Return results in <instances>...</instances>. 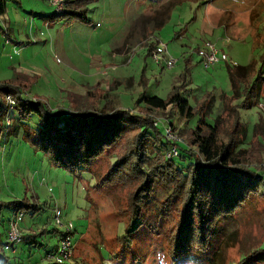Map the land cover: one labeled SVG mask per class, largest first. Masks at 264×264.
<instances>
[{
	"label": "rangeland",
	"instance_id": "rangeland-1",
	"mask_svg": "<svg viewBox=\"0 0 264 264\" xmlns=\"http://www.w3.org/2000/svg\"><path fill=\"white\" fill-rule=\"evenodd\" d=\"M63 1L60 13H66L59 15L49 0H5L0 15V83L29 80L23 96L40 98L50 108H118L150 117L161 133L171 127L180 144L195 151L189 130L196 126L197 114L187 121L173 106L145 108L141 101L143 94L166 98L178 86L193 108L200 101L209 102L203 119L219 128L217 142L225 141L231 128V150L245 167L264 175V89L249 106H242L241 93L243 83L253 79L261 54L264 0ZM73 11L84 12L89 21L78 20L70 14ZM202 39L221 49L228 61L204 69L193 52ZM152 40L166 46V54L175 59L171 67H158L146 56ZM231 66L241 67L237 71L242 80L230 79L226 67ZM181 74L185 82L179 80ZM11 107L1 119L0 202L24 200L38 206L36 212L22 214L18 231L21 236L34 234L41 245L20 240L6 253L17 262L37 259L50 264L43 253L56 243L57 231H65L53 223L58 209L61 223H71L68 264H264V196L246 197L232 218L217 227L204 251L173 259L170 228L155 218L157 203L152 200L124 234L127 192L137 181L121 182L106 192L94 187L95 177L87 172L78 176L55 167L23 138ZM36 122L32 116L31 125ZM109 160L100 157L93 173L102 174ZM163 196L155 188V197ZM11 215V209L0 206L3 224ZM3 238L1 234L0 242Z\"/></svg>",
	"mask_w": 264,
	"mask_h": 264
},
{
	"label": "trees",
	"instance_id": "trees-1",
	"mask_svg": "<svg viewBox=\"0 0 264 264\" xmlns=\"http://www.w3.org/2000/svg\"><path fill=\"white\" fill-rule=\"evenodd\" d=\"M4 11L5 0H0V15ZM65 13L63 11L59 15ZM70 14L83 22L89 21L85 18L84 12L73 11ZM157 43V40L148 43L146 56H151ZM159 65L162 66V63L157 64ZM240 68L226 67L232 81L242 80L243 77L237 71ZM141 72L143 73V70ZM184 73L186 74V71ZM184 77L185 75L181 74L179 80L185 82ZM25 82L17 85L0 83V133L1 119L4 118L8 107L7 103L3 105L2 102L4 96L9 95L13 100L11 106L16 113V120L23 127V138H27L33 146L42 151L55 167L78 176L87 172L95 177L94 187L106 192L113 190L121 182L137 181L127 192L124 234L130 232L129 225L132 220H138L139 216L141 219L145 204L152 200L157 203L153 208L155 218L168 224L170 228L169 253L173 259L188 251H204L217 227L232 218L246 197L251 194L264 196V175L255 169L245 167L231 150L234 144V138L230 135L231 128L227 139L217 142L219 128L216 124L207 125L203 119L209 102L200 101L193 108L181 95L178 86H173L166 98L154 94L140 95L145 108L163 110L167 106H173L187 121L193 115L199 116L196 126L189 130V144L196 150L192 151L179 144L175 156L177 160L174 161V157L169 159L165 157L164 153L169 143L150 117L118 108L110 111H97L88 107L75 110H66L60 106L50 108L40 98L31 99L23 96L22 90L25 92L30 84L29 80ZM140 83L144 85L142 77ZM262 89H264V32L261 54L253 79L245 81L242 85V106H249ZM32 116L37 118L36 125L30 123ZM255 130L259 132L257 128ZM254 146V153H258L257 145ZM104 155L111 161L109 160L110 163L102 174L95 175L93 168ZM157 187L164 193L161 200L155 197ZM0 206L11 209L12 215L9 219L16 213L22 217L23 213L32 214L38 209L34 202L28 203L24 200L0 202ZM9 219L4 224L0 220L2 230L6 229ZM54 230L56 231V229L51 231ZM57 232L56 243L44 251L43 259H46L47 254L54 253L59 237L64 235ZM1 234L5 238V233L0 231V238ZM4 238L0 242V264H21L15 260L16 257L6 254L13 251L16 244L3 250ZM35 239L34 234L21 236V240L31 243L32 246H41ZM49 263L68 264L53 261ZM29 264H39V260L33 259Z\"/></svg>",
	"mask_w": 264,
	"mask_h": 264
},
{
	"label": "built area",
	"instance_id": "built-area-1",
	"mask_svg": "<svg viewBox=\"0 0 264 264\" xmlns=\"http://www.w3.org/2000/svg\"><path fill=\"white\" fill-rule=\"evenodd\" d=\"M49 2L51 5L56 7L55 11L57 13H60L63 10V0H49ZM193 52L197 55L199 64L204 69H208L215 65L224 64L226 61H228L227 55L221 49H217L213 43L206 39L200 40ZM150 57L153 63H162V66L166 68L171 67L175 62L174 58L166 54V46L159 43L154 46ZM4 100L9 106L13 104V100L9 95H5ZM162 133L165 140L169 143V147L165 151V157L168 159L173 158L177 155V147L180 144V140L178 139L176 133L173 132L172 128L169 126L163 128ZM59 217L60 211L55 209L53 212L54 226H63L65 231L62 232V234L64 233V235L59 237L54 253L47 254L45 258L48 261L64 263L66 260H68L70 250L72 248L69 234V232H71V223L67 222L66 224H63L61 223ZM20 219V214L16 213L8 220L5 229L4 245L2 246L3 250H7L11 245L20 242L21 234L18 231V222Z\"/></svg>",
	"mask_w": 264,
	"mask_h": 264
},
{
	"label": "crops",
	"instance_id": "crops-1",
	"mask_svg": "<svg viewBox=\"0 0 264 264\" xmlns=\"http://www.w3.org/2000/svg\"><path fill=\"white\" fill-rule=\"evenodd\" d=\"M250 7H254V6H250ZM223 12L224 13H226L227 15H230V16H233V12L232 11H230L229 13H228V10L227 9H223ZM231 12H232V14H231ZM257 16H262L260 13L259 14H257ZM236 20V19H235ZM260 21H262V22H260ZM235 22H238V20L237 21H235ZM259 22H260V24H261V26L264 24V17L262 16V19L260 20V18H259ZM215 24V23H214ZM212 26V25H211ZM223 26V25H222ZM230 26V25H229ZM224 27V26H223ZM225 29V28H224ZM235 35L233 36V37H235V38H237L238 36H237V33H234ZM239 37H240V35H239ZM229 58V57H228ZM157 65V64H156ZM159 67V66H158Z\"/></svg>",
	"mask_w": 264,
	"mask_h": 264
}]
</instances>
